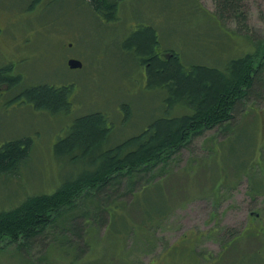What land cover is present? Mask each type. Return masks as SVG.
<instances>
[{
  "label": "rangeland",
  "instance_id": "rangeland-1",
  "mask_svg": "<svg viewBox=\"0 0 264 264\" xmlns=\"http://www.w3.org/2000/svg\"><path fill=\"white\" fill-rule=\"evenodd\" d=\"M31 2L0 0V64L12 60L22 75L20 87L71 85L70 106L67 113L52 115L32 105L0 103V145L22 137L32 140L29 156L16 172L0 175V210L50 194L88 166V157L59 160L53 152L77 117L93 111L108 115L112 144L138 133L161 113L164 95L146 86L138 52L125 45L134 32L152 27L158 38L154 51L177 53L185 67L223 68L251 49L233 21L225 22L223 29L215 19L213 0H123L118 20L111 22L78 0H41L34 11H27ZM244 10L251 34L263 40L264 0H245ZM69 56L78 58L82 67L70 70L65 63ZM254 106L219 151V138L206 132L168 160L164 178L152 180L153 189L139 200L114 197L110 205L120 214L109 227L96 219L101 205L87 201L70 217L81 224V241L69 220H60L56 229L44 230L43 247L37 243L27 251L25 246L0 243V264H264V106ZM254 139L257 151L251 148ZM217 182L220 186L212 191ZM253 184L262 190L253 194ZM161 202L166 205L164 215L150 221ZM137 205L144 209H135ZM147 221L150 226L141 227ZM61 239L68 245L59 246ZM83 240L91 245L88 249L78 248ZM229 241L234 244L224 246Z\"/></svg>",
  "mask_w": 264,
  "mask_h": 264
},
{
  "label": "trees",
  "instance_id": "trees-1",
  "mask_svg": "<svg viewBox=\"0 0 264 264\" xmlns=\"http://www.w3.org/2000/svg\"><path fill=\"white\" fill-rule=\"evenodd\" d=\"M40 1L32 0L27 11ZM122 1L78 0V3L86 5L99 19L111 22L118 20L117 13ZM244 1L213 0V16L223 29L225 22L233 21L236 29L251 44L250 51L230 59L223 68L198 64L185 67L177 53L155 52L153 47L158 44V38L152 27L141 28L130 35L125 45L138 52L146 86L158 88L161 95H164L159 100L161 113L138 133L112 144H108L112 125L108 115L106 117L101 111H93L77 117L68 126L64 137L55 142L53 152L59 160L67 156L72 161L88 157V166L74 178L65 180L52 193L31 196L16 207L0 210V243L3 246L5 243L25 246L27 251L37 243L43 247L46 238L44 230L48 227L56 229V222L60 220L61 223L69 220L71 231L81 241V224L76 220L72 221L70 217H76L74 210H80L88 202L97 204L96 207L101 205L96 209V219L99 225L109 223V227L111 220L120 214L116 207L110 205L114 197L126 195L132 196L130 199L134 197L136 201L139 200L147 190L153 189L149 186L152 180L164 178L168 160L190 146L194 139L206 132H213L219 138L216 148L219 151L221 142L237 133V127L243 125L241 118L249 117L250 112L257 108L254 104L261 102L264 106V39L260 40L256 34H251L246 21ZM51 23L55 24H49ZM46 25L48 24L41 25V29ZM64 33V38L67 39L70 33ZM73 34L76 39V34ZM60 43L64 47V43ZM12 47L18 50L17 45L12 44ZM67 58L66 66L73 70L69 67ZM9 61L10 63L0 64V89H4L0 92L4 96V99L0 98V103L19 102L52 115L68 112L71 85L55 86L45 83L20 87L22 75L14 69L12 60ZM123 111L127 114L125 107ZM130 119L131 115L128 121ZM251 119L253 120L250 122L256 124V118ZM255 141L254 139L251 147L254 150ZM31 145L29 137L1 144L0 175L16 172L18 166L28 158ZM251 156L252 154L248 160ZM258 164L263 165V162ZM242 168H248L247 160ZM223 173L218 175L222 176ZM217 185L220 186V183L214 184L212 191L217 189ZM252 186L253 194L262 190L258 189V185ZM137 187L140 188L139 194H136ZM120 189L123 192L120 193ZM159 206V212L152 213L155 218L150 221H157L158 216L164 215L165 203L161 202ZM137 208L140 207L137 205L135 209ZM140 209L142 211L144 208ZM121 213L123 215L120 216L127 217L124 212ZM150 221L144 223L146 225L141 224V227L150 226ZM232 241L224 246L233 245ZM67 245L68 241L61 239L59 242V246ZM90 246L85 240L78 248L88 249Z\"/></svg>",
  "mask_w": 264,
  "mask_h": 264
},
{
  "label": "water",
  "instance_id": "water-1",
  "mask_svg": "<svg viewBox=\"0 0 264 264\" xmlns=\"http://www.w3.org/2000/svg\"><path fill=\"white\" fill-rule=\"evenodd\" d=\"M68 65L72 69H78L82 67V64L79 60H69Z\"/></svg>",
  "mask_w": 264,
  "mask_h": 264
},
{
  "label": "flooded vegetation",
  "instance_id": "flooded-vegetation-1",
  "mask_svg": "<svg viewBox=\"0 0 264 264\" xmlns=\"http://www.w3.org/2000/svg\"><path fill=\"white\" fill-rule=\"evenodd\" d=\"M69 60H78V59H75V58L69 56V57L67 58V63H68ZM81 64H82V63H81Z\"/></svg>",
  "mask_w": 264,
  "mask_h": 264
}]
</instances>
